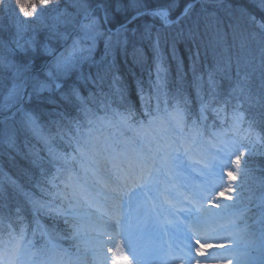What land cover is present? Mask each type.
Here are the masks:
<instances>
[{
  "label": "clouds",
  "instance_id": "1",
  "mask_svg": "<svg viewBox=\"0 0 264 264\" xmlns=\"http://www.w3.org/2000/svg\"><path fill=\"white\" fill-rule=\"evenodd\" d=\"M111 3L36 0L25 16L0 0L15 22L0 34V249L23 236L11 264H92L89 225L114 228L113 204L165 157L231 170L226 202L264 228V0H116L126 23Z\"/></svg>",
  "mask_w": 264,
  "mask_h": 264
},
{
  "label": "rangeland",
  "instance_id": "2",
  "mask_svg": "<svg viewBox=\"0 0 264 264\" xmlns=\"http://www.w3.org/2000/svg\"><path fill=\"white\" fill-rule=\"evenodd\" d=\"M126 20V18L123 19V22ZM139 23L140 21L137 20L134 25H138ZM134 25L127 24V27L131 29ZM150 176L144 180L145 182L143 184L136 185L139 187L133 188L130 196L133 205L132 220L134 219V216L135 219L140 220L143 223L142 227L147 231V233L145 231L140 232L141 227H138L137 229L135 225L132 226L133 231L130 232L132 239H129L128 243L130 242L132 245L135 243H142L147 248L148 252L143 256V260L146 263L185 264L184 262L187 259V251L191 253L193 256L192 260L195 261L196 256L200 254L201 251L208 249L207 247H200L196 244L198 238L195 235V231L197 230L192 226V228L187 227L185 221L177 216V212L175 210L172 211L168 207L166 197L163 195L164 186H167V188H165L166 190H172L173 186H181L182 181L180 179L183 178L189 183V185H185L183 183L186 188L190 189L189 186L192 184L195 185V191H193V194L197 197L198 202L202 201L203 194H206V191L209 192L207 195L210 196V198L206 197L203 199L204 202L202 201V209H206L211 212L212 216L215 217L213 219L216 220V225L214 228L209 230L213 233V237L209 238L207 243L206 241L203 243L205 245H228V247L224 248L214 247L211 248V250L208 249L207 253H209L210 259L206 260L204 264H264V228L254 226L252 228L254 232L251 233L250 230L252 229L243 226L244 223L239 219L240 212L232 210L230 206L231 204L226 202L231 195L230 192L217 198V193H219L225 185H229V183L225 180L223 168H217L212 175H201L197 171L190 168L169 170L167 167H161L159 173H153ZM143 186H148L152 190V194H154L158 199L160 208L163 205H166V208L168 209L167 213H171L170 218L173 219V221L170 225L174 231V246L177 247L178 250H176L173 255H168L167 258L164 255L160 256L159 251H157L158 246H156V240L154 238L155 235L154 237L151 235L155 229H151L149 227H153L155 224H149V222H153L151 216H154L156 213H154L150 206L143 201V197H145L144 193L141 192ZM218 189L221 190L218 191ZM181 210H183L187 217L192 216L199 211L194 204H192V206L187 210ZM146 218H148L149 222L143 221ZM242 229L243 231H240ZM254 235L256 236L254 237ZM94 236L95 235L90 236V234L85 233L81 240L84 255L86 258L90 259L92 264L93 247L96 245V241L92 239ZM101 239H103V237H101ZM254 241L256 242L253 243ZM122 243L125 255L128 257L129 264H138L136 255L133 251L134 248L131 251L132 246L128 248L124 244L123 240ZM245 247H248L249 249L245 251ZM251 249L253 251H251Z\"/></svg>",
  "mask_w": 264,
  "mask_h": 264
},
{
  "label": "snow or ice",
  "instance_id": "3",
  "mask_svg": "<svg viewBox=\"0 0 264 264\" xmlns=\"http://www.w3.org/2000/svg\"><path fill=\"white\" fill-rule=\"evenodd\" d=\"M20 11L23 12L25 16L31 15L32 12L36 8V0H27V2L21 3L20 0H17ZM161 16L166 17V12L161 11ZM86 27L90 28V25H86ZM176 118L180 119L179 114H176ZM187 150V149H186ZM166 167L169 170L173 169V165L171 160L165 157L164 161ZM200 167L206 168L208 167V162L206 159H200L197 161ZM232 163L239 166V158L237 157ZM194 171L200 172V168L194 167ZM149 170L146 167L144 175H149ZM202 174V173H201ZM224 175L227 177L228 181H232L235 179L234 173L225 168ZM143 179V177H141ZM231 191V185H227L224 187L219 193H217V198L220 196H224L226 193ZM113 212L111 216L115 219L116 224L118 223L119 218V208L120 205L118 203L113 204ZM101 212L100 219L103 220L104 215H108V213L104 212L101 209H98ZM202 211H206V209H202ZM89 230L96 232L97 235L92 237L93 240L96 241V245L93 247V264H129V260L127 255H125V250L122 241H118L119 233L115 228H109L106 224H102L100 227L95 225H89ZM79 231V230H78ZM103 237V239H101ZM196 244L200 247H207L209 250L214 247L224 248L228 247L226 244H211L205 245L203 241L197 240ZM23 246V236L19 237L17 240V244L14 246L12 250H3L0 249V264H11V261L15 258L20 247Z\"/></svg>",
  "mask_w": 264,
  "mask_h": 264
},
{
  "label": "trees",
  "instance_id": "4",
  "mask_svg": "<svg viewBox=\"0 0 264 264\" xmlns=\"http://www.w3.org/2000/svg\"><path fill=\"white\" fill-rule=\"evenodd\" d=\"M25 2H27V0H25ZM97 3H104V0H96ZM164 0H152V5L150 6H153L155 4H160V3H163ZM169 2H175V0H169ZM115 3H116V0H112V3L108 5V8H107V11H108V14H109V19L111 20L112 16L114 15L115 16V19L116 21H120L122 19H125V18H128L130 16H122L119 12L116 11V8H115ZM184 4V0H180V6L182 8ZM137 20H135L136 22ZM134 22V23H135ZM11 30V29H10ZM12 33V32H11ZM0 34H8V26H7V21L5 18H3L2 20H0Z\"/></svg>",
  "mask_w": 264,
  "mask_h": 264
},
{
  "label": "bare ground",
  "instance_id": "5",
  "mask_svg": "<svg viewBox=\"0 0 264 264\" xmlns=\"http://www.w3.org/2000/svg\"><path fill=\"white\" fill-rule=\"evenodd\" d=\"M173 196H176L175 193H173ZM211 213L209 210H206V211H201L195 218V221H198V222H195L198 226H201L203 227L202 229H204L206 231V235L203 237L204 240H208L210 236H212V234L209 233V235H207L208 233V228H210L212 226V224L216 221L215 219L214 220H211V222H209L208 220L211 219V218H215L214 216H210ZM200 220H204V221H208L205 223V225H201L200 223ZM120 227V226H119ZM119 227H118V224L115 225V229L117 231H119ZM200 258L201 259H206L208 260L209 259V254L206 252V251H202V253H200ZM198 262H202V260L198 259L197 260Z\"/></svg>",
  "mask_w": 264,
  "mask_h": 264
}]
</instances>
